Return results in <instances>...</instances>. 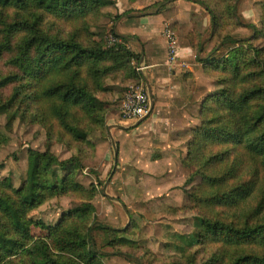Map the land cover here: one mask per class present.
<instances>
[{
  "label": "trees",
  "instance_id": "1",
  "mask_svg": "<svg viewBox=\"0 0 264 264\" xmlns=\"http://www.w3.org/2000/svg\"><path fill=\"white\" fill-rule=\"evenodd\" d=\"M197 1L212 17L211 33H225L238 0ZM103 6L104 0H0L4 129L38 126L47 145L70 154L60 160L49 150L30 151L34 170L17 187L0 176V264H104L90 232V201L100 189L85 186L75 172L96 157L92 136L108 137L106 116L113 105L101 99L107 80L122 87L138 83L141 54L124 44L107 46L94 32ZM262 7L251 40L201 61L220 90L201 103L200 124L186 144L187 164L201 177L190 195L199 228L193 244L163 264H264V44H254L264 42V2ZM187 35L197 48L202 35ZM230 38L215 40L213 50ZM5 141L0 129V147ZM60 196L84 202L59 210L51 221L41 208ZM103 229L110 246L130 254L124 249L127 230Z\"/></svg>",
  "mask_w": 264,
  "mask_h": 264
},
{
  "label": "rangeland",
  "instance_id": "2",
  "mask_svg": "<svg viewBox=\"0 0 264 264\" xmlns=\"http://www.w3.org/2000/svg\"><path fill=\"white\" fill-rule=\"evenodd\" d=\"M173 1L179 0H104L102 16L93 27V30L98 33L99 38L104 40L107 46H110L108 43L110 34L122 40L124 39L115 30V22L121 15L142 14L147 16L160 10L161 13L170 14V10L163 9ZM188 1L196 4L197 10L200 9L203 15L209 14L206 9L207 6L197 0ZM263 2L264 0H238L234 6L232 17L225 20V23H230L231 26L225 33L219 35L211 33L212 17L207 15L210 17V26L207 31L203 33L195 30L188 32V34L196 32L202 35L198 47L191 48L193 58L189 61L182 60L181 57L180 59L172 57V49L169 46L170 41L165 31L173 28H165L162 32L163 39L167 42V62H171V65L174 64L175 66L177 63L180 66L177 72L183 71V75L180 76L181 79L189 80V87L184 92L186 95L184 100H190V103L186 105L183 122L185 124L189 123L192 127H186L188 129L184 139L186 144L193 138L195 126L200 124L201 103L207 95L220 90L215 80L204 74L201 61L210 58L212 53L217 55L225 52L231 48L232 43L251 40L255 35L256 28L260 27ZM133 4L136 5L133 6ZM186 19L187 14H184L179 24L180 28L186 26ZM196 21L198 25L201 24L198 18ZM150 28L152 32L157 34L158 31L155 27L150 26ZM119 31L126 32V27L123 24L120 25ZM172 33L175 34L176 39V33L174 31ZM225 35L231 37L227 42L228 45L218 51L213 50L216 44L215 40ZM187 36L186 34L185 38L189 43L190 40ZM131 42L133 45L134 39ZM196 42L193 44H196ZM254 44L261 47L264 42L258 40ZM132 45L128 44V49L140 54L138 45ZM169 71L172 72L173 69ZM173 72L175 73V71ZM139 78L138 83L142 84L147 91L143 73L139 72ZM133 84L135 83L124 87L118 84L120 87L119 95H122L123 98L125 87ZM106 87L108 90L105 93H108L110 88L107 82ZM101 99H106V96L104 98L101 95ZM110 103L113 106H111L108 113L114 110V107L116 110L117 106L115 102ZM102 105L106 107L104 103ZM143 122L139 123L138 121L134 126L121 120L123 130L120 134L116 133L113 139L119 149L117 168L114 171L111 170L114 168L115 153L110 139L112 134L109 129L106 140H102L98 133L92 136L96 144V157L93 161H82L83 168L75 172V176L85 186L89 187L93 184L100 189L90 201L94 208L93 215L95 217L92 226L90 224V232L95 241L94 251L100 255V260L104 264H163V261L170 257L181 256L180 247L185 248L189 244H193L194 234L199 228L197 205L191 200L190 195L198 188L201 177L194 175V167L187 164L186 145V149L181 152L183 155L182 165L174 160V165L176 164L174 166L176 180L174 181L171 180L172 176L165 178L163 175L167 167H155L153 165L133 167L130 164L134 156L132 131ZM4 125L5 118L0 117V129L6 136L5 144L0 147V176L10 177L13 185L17 187L34 170L36 157L32 156L30 151L40 153L46 150L53 151L45 142V135L38 126L26 127L24 124L16 123L13 131L7 132ZM62 149V151L57 150L55 154L60 160H66L65 157H69L70 154L63 146ZM107 161H109V164L105 165ZM190 177V183L186 184ZM83 202V198L60 196L54 197L53 200L45 203L41 209L47 213L51 221H54L58 218L57 212L59 210L67 211L69 208ZM103 227L118 231L127 230L128 242H126L124 249L130 254L116 251L114 246H110V238L106 236ZM147 252L155 255L153 259L147 257Z\"/></svg>",
  "mask_w": 264,
  "mask_h": 264
},
{
  "label": "crops",
  "instance_id": "3",
  "mask_svg": "<svg viewBox=\"0 0 264 264\" xmlns=\"http://www.w3.org/2000/svg\"><path fill=\"white\" fill-rule=\"evenodd\" d=\"M135 5L133 4V6ZM197 8L196 4L188 0L173 1L168 3L163 9L170 10V14L164 12L158 14L156 12L147 16L142 14H124L115 22L116 33L120 37H127L130 45H132L131 40L134 39V44L139 47L138 52L141 54L140 63L144 67L142 70L143 79L145 80L144 83L152 105V110L148 117L132 131L134 136V156L130 164L133 167L146 165L167 167L163 175L165 178L172 176L171 180L173 181L176 180V171L174 169L176 164L174 165V160H177L178 164L182 165L183 155L181 152L186 149L184 140L188 130L186 127H192L189 123L185 124L183 122L186 105L190 103V100H184L186 97L184 92L189 87V80L181 79L180 76L183 75V71L177 72L180 68L177 63L176 66L174 64L172 66L168 65L167 42L163 39L162 32H164L165 28L170 29L172 27L177 36L175 58L178 57L180 59L181 57L185 61L192 60L193 53L185 38L186 34L192 30L200 33L207 31L211 17L208 13L203 15L200 9L197 10ZM184 14H187L186 26L180 28L179 24ZM197 18L201 22L200 25L197 24ZM122 24L126 27V32L119 31V27ZM150 26L156 28L157 34L150 30ZM171 69L175 73L173 71L170 72L169 70ZM107 85L110 91L103 94L104 98L106 96L104 100L118 103L116 110L114 107V110L107 114L108 131L110 129L114 139V135L116 133L120 134L123 130L121 126L122 118L120 117L122 97L118 93L120 89L118 84L107 81ZM122 121L134 126L137 123L132 120ZM50 147L54 153L57 150H63L61 145ZM65 158H68V156ZM107 164H109V161L105 165Z\"/></svg>",
  "mask_w": 264,
  "mask_h": 264
},
{
  "label": "built area",
  "instance_id": "4",
  "mask_svg": "<svg viewBox=\"0 0 264 264\" xmlns=\"http://www.w3.org/2000/svg\"><path fill=\"white\" fill-rule=\"evenodd\" d=\"M167 38L170 41L169 46L172 49V57L176 55V39L170 30H166ZM174 37V38H172ZM110 46L115 44H124L127 48L128 44L124 43L121 38L110 34L108 38ZM171 65V62H168ZM143 65L139 63L137 70L142 73ZM151 111V100L148 91L143 88L142 84L135 83L126 87L125 94L120 104V117L122 120H132L134 122L140 121L143 117L148 115Z\"/></svg>",
  "mask_w": 264,
  "mask_h": 264
},
{
  "label": "water",
  "instance_id": "5",
  "mask_svg": "<svg viewBox=\"0 0 264 264\" xmlns=\"http://www.w3.org/2000/svg\"><path fill=\"white\" fill-rule=\"evenodd\" d=\"M122 37H125V36H122ZM151 110H152V105H151ZM149 115V114H148ZM148 115L147 116H145V117H143L140 121H139V123H141L142 121H144L147 117H148ZM138 123V124H139ZM137 124V125H138ZM110 139H111V142H112V146L114 147V153H115V160H114V168H113V170L112 171H114L115 170V168H116V166H117V150L115 149V143H114V140H113V138H112V136L110 135Z\"/></svg>",
  "mask_w": 264,
  "mask_h": 264
}]
</instances>
